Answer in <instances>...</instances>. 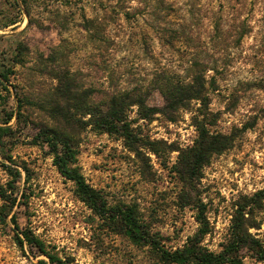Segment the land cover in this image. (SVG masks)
I'll return each instance as SVG.
<instances>
[{"label": "rangeland", "instance_id": "rangeland-1", "mask_svg": "<svg viewBox=\"0 0 264 264\" xmlns=\"http://www.w3.org/2000/svg\"><path fill=\"white\" fill-rule=\"evenodd\" d=\"M195 69L206 77L211 131L234 137V144L204 168L193 206L183 207L178 170L198 136L199 102L181 110L176 122L162 114L141 120L131 108L142 138L180 151L159 158L143 148L139 159L122 138L89 126L77 136L78 166L110 206H137L143 224L168 248L182 247L205 217L203 244L218 252L238 204L264 189V0H0V71H12L10 93L0 86V112L15 109L18 97L34 104L12 122L16 138L5 141L7 154L30 172L27 183L22 172L16 185L19 205L0 224V264L44 259L19 245L13 215L72 264H159L150 246L133 244L96 217L48 149L30 142L40 127L52 125L39 104L48 101L58 76L73 75L78 86L93 90L95 103L136 91L161 108L157 80L188 83ZM4 161L0 154V184L7 187ZM256 217L259 228L250 232L264 243V209ZM242 254L246 264H264Z\"/></svg>", "mask_w": 264, "mask_h": 264}, {"label": "trees", "instance_id": "trees-1", "mask_svg": "<svg viewBox=\"0 0 264 264\" xmlns=\"http://www.w3.org/2000/svg\"><path fill=\"white\" fill-rule=\"evenodd\" d=\"M17 23L14 21L8 26ZM11 73V70L0 71V86L9 93ZM57 79L58 84L50 92L48 101L39 104V109L50 119L52 125L40 127L30 143L48 149L58 173L75 185L76 195L96 217L111 227L119 228L133 244L150 246L159 264H246L242 254L244 250L257 262L264 263V243L250 232L251 228H259L256 216L264 209V189L244 198L238 204L230 232L220 251H212L203 244L209 234V224L205 217L199 218L201 228L195 236L189 237L182 247L171 249L154 237L149 227L143 224L137 206H110L101 192L87 183L78 166L77 136L80 129L89 126L98 133L122 138L139 159L144 155L141 151L143 148L159 158L178 151L179 148L174 144L167 145L162 141L142 138L133 127L138 121L129 119L131 108L137 107L141 120L153 121L156 115L162 114L168 121L176 122L181 110L188 109L193 102H199V116L195 118L198 136L193 147L187 151L182 169L178 170L183 183L180 194L181 201L185 203L183 207L193 206L196 202L192 192L202 178L204 168L214 156L223 154L234 144V137L212 132L211 124L207 122L211 111L204 73L195 69L188 83L170 77L158 79L157 90L164 101L161 108L148 105L145 95L136 91L107 95L103 102L95 103L93 90L78 86L73 75L65 74ZM17 99L15 109L0 112V154L5 160L1 165L11 177L7 187L0 184V198L3 201L0 205V224H7L10 212L19 205L15 193L18 190L16 185L23 179L22 172L26 174L25 182L29 180L30 170L26 164L18 163L6 152L5 141L16 138L12 122L24 117L25 105H34L27 98ZM10 222L19 245L22 248L29 246L36 250L37 255L44 257L36 264H72L69 258L61 257L56 247L40 238L32 228H20L15 215Z\"/></svg>", "mask_w": 264, "mask_h": 264}]
</instances>
